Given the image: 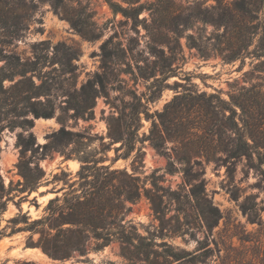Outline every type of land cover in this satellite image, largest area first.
<instances>
[{"label":"rangeland","instance_id":"obj_1","mask_svg":"<svg viewBox=\"0 0 264 264\" xmlns=\"http://www.w3.org/2000/svg\"><path fill=\"white\" fill-rule=\"evenodd\" d=\"M150 1L140 0L145 5ZM23 2L24 6L9 7L7 13L10 19L23 20L0 27V69L5 66L3 55L37 58L39 68L33 78L41 84L39 99H49L54 112L37 118L29 113L33 125L27 129L11 126L21 118L15 115L21 107L18 99L13 103L16 110L9 104V87L19 77L2 81L0 177L4 188L10 182V188H16L22 181L15 166L19 134L32 133L34 146L46 143L47 135L61 125L81 136L62 148L71 155L69 159L56 151L38 158L45 174L36 191L19 198L25 193L13 190L9 199H1L6 201L0 210V264H183L175 256L182 251L198 255L193 264H262L260 170L264 165H259L257 157L264 154V71L252 73L257 60L249 55L242 62H228L220 56L202 58L188 46V34L213 42L212 36L222 30L191 17L214 0H174L172 11L177 16L168 18L167 24L175 32L158 27L163 44L155 42L158 35L149 10L113 12L104 0H65L58 11L47 2ZM169 46L175 47V55L170 56ZM162 65L170 70L162 73ZM7 72L0 70V76ZM232 93L245 99L244 113L238 107L235 114L230 111ZM75 108L84 118L73 116ZM116 133L134 144L127 157L123 156L126 147L110 138ZM238 136L252 145L251 158L228 156ZM81 151L97 165L132 173L146 192L122 221H128L130 244L112 239L100 249L52 259L36 245L39 227L25 228L22 215L28 221L41 217L48 199L69 189L68 184L77 179ZM41 152L42 147L35 152L28 149L26 157H39ZM72 188H78L76 181ZM196 200L211 203L221 213L211 231L197 213ZM243 202L257 213L254 222L242 213ZM36 252L43 256L36 257Z\"/></svg>","mask_w":264,"mask_h":264},{"label":"trees","instance_id":"obj_2","mask_svg":"<svg viewBox=\"0 0 264 264\" xmlns=\"http://www.w3.org/2000/svg\"><path fill=\"white\" fill-rule=\"evenodd\" d=\"M38 1L49 3L54 11H58L65 2V0ZM104 1L113 12L119 11L126 14L130 9L134 14H138L143 9L149 10L155 27L154 31L158 35L155 42L158 44L166 42L165 39L161 40L159 37L158 27L175 32V29H170L167 24L168 18L171 19L177 16L172 11L174 0H152L147 5L140 2V0ZM122 2L127 3V6H123ZM14 6L16 8L24 6L23 0H0V27L15 26L23 20L24 17L16 19L8 17L9 7L13 8ZM191 17L194 21L211 24L215 30L222 28L212 36L214 38L213 42L203 41L201 36L194 37L192 34L186 36L188 46L195 48L200 57L220 56L224 61L230 62L241 59L242 62L249 55L257 60L252 66V73L264 71V0H233L232 2L214 0V4L209 8L199 10ZM188 21L189 17H186V27L189 26L186 23ZM251 45L252 49L249 50ZM174 49L175 47H168L170 56L175 55L176 51ZM159 52L162 53L161 50ZM0 54H2V50H0ZM3 56L5 66L0 70L5 68L8 72L0 76V88L2 89L4 79L13 80L14 77H19L9 87V90L11 89V102L9 104L13 106L14 99H18L21 107L15 115L21 118L17 122H11V126L19 125L25 129L30 128L33 122L32 118L27 117L29 113L36 118L52 116L53 106L49 99H39L42 94L39 91L41 84L33 78L39 68L38 59L25 58L21 60L19 56L14 54ZM169 70L170 68L167 65H162V73ZM240 97L243 98L240 94L235 95L232 93L229 95L230 111L234 114L235 107H238L243 113L246 110V101ZM12 108V110H16L15 106ZM74 110V117L81 116L84 118L79 109L75 108ZM75 136L79 137L81 135L61 125L57 130L47 135L48 141L46 143L42 146H34L35 138L32 133H29L26 137L19 134L17 142L20 151L15 166L22 177V181L17 182L16 188H10L12 185L10 182L9 187L5 189L0 177V200L3 196H7L6 199H9L8 195L13 190L19 194L25 193L19 198L36 191L45 174L38 164V158H44L47 154L50 155L56 151L64 155L65 159H69L71 155L64 153L62 148L70 143ZM110 138L115 142L120 141L121 146L126 147L124 157H127L134 148V144L128 143V138L122 137L119 133L110 135ZM39 147H42L39 157H26L28 149L35 152L38 151ZM250 148H252V145L246 139L238 136L232 140V147L228 156L244 155L246 158H251V153L248 150ZM115 150H118V148H115ZM77 159L81 162V165L76 173L77 179L68 184L69 189L64 191L62 196L56 195L48 199L41 217L28 221V217L22 215L25 228L33 230L35 227H39L40 235L36 245L52 259H66L74 253L84 254L90 248L97 250L109 244L112 239H117L122 244L123 242L130 244L126 232L128 221H122L132 210V205L139 199L142 191L146 192L144 185H140L139 179L132 173H127L126 170L111 169L108 165H97V161L90 159L89 154L82 151ZM116 159H118L117 156ZM257 161L260 166L264 165V154L259 155ZM30 162L33 163L31 166ZM61 172L64 174L63 170ZM260 174L264 183V167L260 170ZM53 179L55 180V175ZM75 181L78 183V188H72ZM191 192L193 196H196L194 191ZM5 201H0V210L5 209ZM196 201L197 213L205 229L211 231L221 217V213L211 203L204 205L200 201ZM240 208L242 213L247 215L250 222L256 220L257 213L246 203H241ZM11 221H14V218ZM91 242H93V246H91ZM199 243L200 241H198ZM175 256L177 260H182L183 264H193L198 257L196 253L189 251H182L180 256ZM260 261L264 264V257Z\"/></svg>","mask_w":264,"mask_h":264},{"label":"bare ground","instance_id":"obj_3","mask_svg":"<svg viewBox=\"0 0 264 264\" xmlns=\"http://www.w3.org/2000/svg\"><path fill=\"white\" fill-rule=\"evenodd\" d=\"M34 255H35L36 257L43 256V254H42V253H40V252H36Z\"/></svg>","mask_w":264,"mask_h":264}]
</instances>
